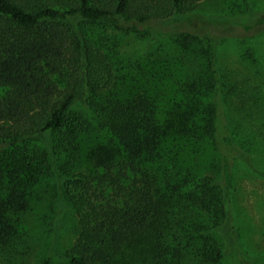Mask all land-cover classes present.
Segmentation results:
<instances>
[{
	"label": "trees",
	"instance_id": "16d2710c",
	"mask_svg": "<svg viewBox=\"0 0 264 264\" xmlns=\"http://www.w3.org/2000/svg\"><path fill=\"white\" fill-rule=\"evenodd\" d=\"M202 1L0 0V247L34 186L55 179L76 219L64 264H218L225 252L248 264L229 192L199 167L221 133L218 38L259 35L264 15L193 22ZM161 33L209 70L157 74L145 67L151 54L125 57L131 37ZM77 103L90 120L72 111Z\"/></svg>",
	"mask_w": 264,
	"mask_h": 264
},
{
	"label": "rangeland",
	"instance_id": "374dc122",
	"mask_svg": "<svg viewBox=\"0 0 264 264\" xmlns=\"http://www.w3.org/2000/svg\"><path fill=\"white\" fill-rule=\"evenodd\" d=\"M192 15L191 20L198 23L206 20L212 25L248 23L264 15V0H203ZM174 38L163 33L146 35L142 40L131 37L130 46L124 50L125 57L132 60L137 55L151 54L145 67L147 71L149 67L155 68L157 74L178 77L180 71L184 73L187 69L190 74L209 70L205 56L190 52L180 55ZM214 67L227 87L219 109L221 133L217 136L216 150L210 149L199 169L229 192L234 239L246 262L264 264V32L244 39L219 37ZM72 111L90 120L81 103ZM222 132L227 137L226 143L222 141ZM93 137L94 134L89 135L90 140ZM56 186L55 179H44L34 186L19 230L0 247V264H40L49 254L51 264H64L61 254L74 242L76 219ZM210 235L225 251L227 242L223 234L217 230ZM218 264L239 263L235 255L225 252Z\"/></svg>",
	"mask_w": 264,
	"mask_h": 264
}]
</instances>
